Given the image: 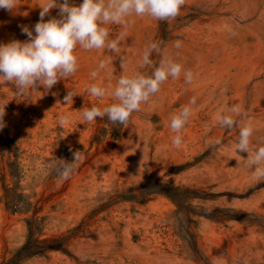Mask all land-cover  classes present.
Wrapping results in <instances>:
<instances>
[{
	"label": "rangeland",
	"instance_id": "374dc122",
	"mask_svg": "<svg viewBox=\"0 0 264 264\" xmlns=\"http://www.w3.org/2000/svg\"><path fill=\"white\" fill-rule=\"evenodd\" d=\"M41 2L0 9V44L28 39L20 26L34 30ZM51 17L59 18L58 9L45 20ZM135 20L121 45L125 69L115 53L77 49L78 71L47 94L40 87L16 96L14 85L0 83V105L7 103L0 136L6 131L24 151L16 178L0 152V263L26 242L27 223L36 222L44 252L21 264H264V180L245 166L247 153L233 150L249 121L252 147H264V0H186L173 20ZM111 27L115 38L121 28ZM151 42L191 70L193 82L186 84L183 73L169 78L117 132L106 117L84 122V109L113 102L92 97L86 86H114L120 75L141 71L138 61ZM109 55L112 75L106 70L93 79L91 71ZM162 56L151 59L158 64ZM67 91L76 93L72 105L64 103ZM186 105L192 115L176 148L170 121ZM226 105L247 113L231 130L216 120ZM61 115L71 117L68 125L58 124ZM75 145L83 160L63 180L52 166ZM155 180L176 186L180 201L143 197L138 188ZM4 189L30 206L6 211Z\"/></svg>",
	"mask_w": 264,
	"mask_h": 264
},
{
	"label": "clouds",
	"instance_id": "9594fccd",
	"mask_svg": "<svg viewBox=\"0 0 264 264\" xmlns=\"http://www.w3.org/2000/svg\"><path fill=\"white\" fill-rule=\"evenodd\" d=\"M186 0H82L79 5L70 4L69 0H42L39 21L34 25V30L28 26H20L21 32L28 39L26 41L12 40L0 44V83H9L15 87V95L27 97L30 92L47 94L58 82L73 76L79 69L77 49L86 52L101 51L115 53L120 57L121 69L126 68V61L120 55L121 45L129 35V30L134 26L135 18L149 17L156 21H169L177 18L185 5ZM19 0H0V9L9 12L17 9ZM52 9H58V17L45 20ZM118 26L121 31L112 35V27ZM176 48L181 47L177 41ZM153 54L161 55L160 45L156 42L149 43L138 61L141 71L120 75L113 86L111 83L91 84L86 86V91L92 97L103 99L111 97L113 102L104 107L93 106L82 112L83 121L94 123L98 118L107 120L113 125H127L134 112L141 110L142 104H147L160 90L161 86L169 79H179L183 73L186 84H191L194 74L185 70L182 63L175 62L170 57H163L159 63L151 59ZM114 58L109 55L101 59L95 70L90 75L97 79L100 73L108 71L112 75L111 67ZM150 69V73L143 71ZM226 91V90H225ZM53 96L56 93H52ZM75 92L67 91L63 97L65 105H72ZM57 103H60L57 101ZM0 105V129L5 125V105ZM196 98L189 101L195 105ZM192 115V108L184 106L182 110L171 117L170 128L177 135L172 140L176 148L182 144L181 133ZM246 117L247 113L239 105L225 106L217 115L219 126L231 130L238 122L235 117ZM71 117L61 115L58 124L68 125ZM253 125L249 121L240 128L238 142L234 152L247 153L245 166L252 169L257 180H264V147H252ZM218 139L216 144H220ZM81 152H73L72 161L59 160L61 163L53 164V169L61 179L70 178L78 164L82 162Z\"/></svg>",
	"mask_w": 264,
	"mask_h": 264
},
{
	"label": "trees",
	"instance_id": "16d2710c",
	"mask_svg": "<svg viewBox=\"0 0 264 264\" xmlns=\"http://www.w3.org/2000/svg\"><path fill=\"white\" fill-rule=\"evenodd\" d=\"M161 32L164 33L162 29ZM123 126L121 125V127ZM118 127H120V125H116L114 130H116ZM114 132H117V130ZM94 140L98 141L99 137H95ZM79 148L80 145H75L72 150L65 148L62 158H64L65 161L70 162L71 158L73 159V152L80 150ZM0 152L6 154L8 176L11 178H16V174L21 173L20 167L22 166V162L24 160V151L21 150L16 138L9 135L6 131H4V135L0 136ZM173 186L174 185H171L167 182H158L155 180L152 183L147 181L145 184L141 185L138 190L143 197L153 194L162 195L174 202H179V198L182 193L179 192L180 195L175 193L177 187L175 186V188ZM4 190L5 201L3 202V206L6 211L10 213H21L22 211L26 210L27 206H30V203L23 199V195L21 193L8 192V189ZM27 224L28 236L26 242L21 247L13 251L7 261H3L0 264H21L22 261L27 258L43 254L44 249L35 241V237L40 230V224L36 222H28Z\"/></svg>",
	"mask_w": 264,
	"mask_h": 264
}]
</instances>
